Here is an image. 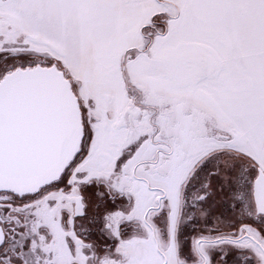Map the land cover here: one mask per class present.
<instances>
[{"label": "snow or ice", "instance_id": "obj_1", "mask_svg": "<svg viewBox=\"0 0 264 264\" xmlns=\"http://www.w3.org/2000/svg\"><path fill=\"white\" fill-rule=\"evenodd\" d=\"M0 264H264V0H0Z\"/></svg>", "mask_w": 264, "mask_h": 264}]
</instances>
